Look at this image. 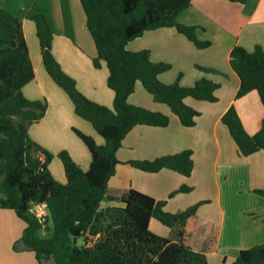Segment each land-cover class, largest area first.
<instances>
[{"label":"trees","instance_id":"1","mask_svg":"<svg viewBox=\"0 0 264 264\" xmlns=\"http://www.w3.org/2000/svg\"><path fill=\"white\" fill-rule=\"evenodd\" d=\"M191 1L79 0L96 50L92 64L99 68L104 62L108 71L106 84L114 94L112 108L99 105L78 91L75 81L62 71L52 54L53 33L46 18L40 14L29 17L35 26L45 72L68 96L74 113L104 140L97 145L92 138L73 130L89 150L91 163L83 171L66 151L58 153L65 183L56 181L48 169L55 155L28 135L29 126L42 119L47 104L28 100L22 94V88L34 79L33 65L20 19L0 9V208L13 211L23 221L25 228L20 241L34 253L38 264L48 260L53 264H207L206 256L186 243V238L196 230L197 208L205 202L170 213L164 209L166 201H157L134 189L119 197L107 195L108 180L119 163L116 152L124 137L135 126L166 127L169 123L164 113L128 103L137 83L155 103L167 106L184 127L194 126L200 116L185 104L186 98L217 101L218 84L205 78L191 87L181 86L178 80L164 84L159 76L170 70L169 64L153 63L149 50L126 49L129 42L145 32L164 28L174 29L197 49L210 46L208 41L196 37L195 26L176 20ZM229 64L239 78L236 99L255 91L264 107V51L256 46L248 52L235 45ZM220 120L239 156L264 152V116L253 135L246 133L233 106ZM128 164L146 173L166 169L186 178L193 170L190 150L153 160H131ZM190 190L181 186L168 198ZM254 192L264 197V190ZM111 200L120 205L102 207L103 202ZM31 203L44 206L46 214L41 216L44 223L30 211ZM152 219L168 228L170 236L152 233L149 230ZM49 220L51 228L47 225ZM38 231H45L48 237H38ZM232 264H264V244L241 250Z\"/></svg>","mask_w":264,"mask_h":264},{"label":"crops","instance_id":"2","mask_svg":"<svg viewBox=\"0 0 264 264\" xmlns=\"http://www.w3.org/2000/svg\"><path fill=\"white\" fill-rule=\"evenodd\" d=\"M0 9L20 19L33 65L34 79L22 88V94L28 100L47 104L42 119L29 126L28 135L55 155L48 169L56 181L65 183L58 153L66 151L83 171L91 163L89 150L73 130L92 138L97 145L104 140L74 113L68 96L45 72L35 26L29 17L40 14L46 18L53 33L52 54L62 71L75 81L78 91L87 99L112 108L114 94L106 84V65L101 62L95 68L92 64L96 50L79 0H0ZM176 20L195 26L196 37L208 41L210 46L197 49L174 29L164 28L145 32L129 42L126 49L149 50L153 63L169 64L170 70L159 76L164 84L178 80L181 86L191 87L201 78L218 84L217 101L186 98L185 104L200 116L194 126L184 127L167 106L155 103L137 83L128 103L164 113L169 123L166 127L135 126L124 137L116 152L119 163L108 180L107 195L119 197L134 189L157 201H166L164 209L170 213L205 202L197 208L196 230L186 243L202 252L207 264H232L241 250L264 244V197L254 192L264 190V152L239 156L220 119L233 106L247 134L253 135L260 128L264 107L255 91L236 99L239 78L229 59L235 45L248 52L256 46L264 51V0H192ZM196 66L214 72H202ZM185 150L192 152L193 160V170L187 178L166 169L146 173L128 164L131 160H153ZM181 186L191 190L168 198ZM119 205L111 200L103 202L102 207ZM24 228L13 211L0 208V264H38L34 253L20 241ZM149 230L161 237L170 236L169 229L155 219L150 221Z\"/></svg>","mask_w":264,"mask_h":264},{"label":"rangeland","instance_id":"3","mask_svg":"<svg viewBox=\"0 0 264 264\" xmlns=\"http://www.w3.org/2000/svg\"><path fill=\"white\" fill-rule=\"evenodd\" d=\"M38 218H40L42 215H45L46 214V210L44 208L43 212L41 214H36L35 212H33ZM47 225L51 228L52 227V223L51 221L49 220ZM37 236L40 237V238H47L48 237V234L45 232V231H38L37 232ZM79 244H82V241H79ZM44 264H53V261L52 260H48L47 262H43Z\"/></svg>","mask_w":264,"mask_h":264},{"label":"built area","instance_id":"4","mask_svg":"<svg viewBox=\"0 0 264 264\" xmlns=\"http://www.w3.org/2000/svg\"><path fill=\"white\" fill-rule=\"evenodd\" d=\"M44 210V206L42 205H35L34 203H31L30 205V211L35 212L36 214H41Z\"/></svg>","mask_w":264,"mask_h":264},{"label":"water","instance_id":"5","mask_svg":"<svg viewBox=\"0 0 264 264\" xmlns=\"http://www.w3.org/2000/svg\"><path fill=\"white\" fill-rule=\"evenodd\" d=\"M40 221L43 222V223L45 222L44 218H42V217L40 218ZM73 242L75 243L76 239H74Z\"/></svg>","mask_w":264,"mask_h":264}]
</instances>
